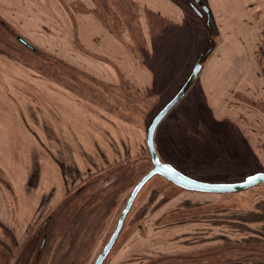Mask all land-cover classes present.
<instances>
[{
    "label": "rangeland",
    "instance_id": "rangeland-1",
    "mask_svg": "<svg viewBox=\"0 0 264 264\" xmlns=\"http://www.w3.org/2000/svg\"><path fill=\"white\" fill-rule=\"evenodd\" d=\"M172 1L185 14L180 26L151 11L142 19V0H89L113 38L123 44L115 60L110 54H91L94 68L106 69L112 76L92 75L74 64L76 61L56 59L32 44L15 20L1 17L0 55L10 57L11 70L31 71L71 90L122 124L146 132L154 116L186 81L198 56L211 46L207 15L195 1ZM74 5L76 13H81L82 6ZM33 26L48 35L59 32L50 22ZM21 38L37 51L28 49ZM212 38L218 41L214 31ZM261 57L259 69L264 78V52ZM208 58L203 68L227 69L218 61L213 65ZM140 68L146 69L147 82L140 76ZM128 74L139 76L138 85L129 81ZM218 79L221 85L229 82L224 73ZM197 80L157 128L160 157L184 174L208 182H235L243 173L264 171V102L257 97L260 83L251 88L244 81L222 90V96L216 92L219 104L231 109L226 115L229 119L217 121L205 105ZM236 90L239 94H234ZM151 168L146 149L85 180L41 221L25 225L0 222V264H93L134 186ZM242 192H190L161 176L153 177L138 193L103 264H220L234 258L264 264V237H258L261 223L255 221L264 216V184ZM241 242L251 245L250 249L233 248L232 244Z\"/></svg>",
    "mask_w": 264,
    "mask_h": 264
},
{
    "label": "crops",
    "instance_id": "crops-1",
    "mask_svg": "<svg viewBox=\"0 0 264 264\" xmlns=\"http://www.w3.org/2000/svg\"><path fill=\"white\" fill-rule=\"evenodd\" d=\"M76 2L82 6L81 13L74 10ZM204 4L218 38L208 59L213 65L216 61L227 65V69L218 72V67H202L198 90L212 117L222 121L229 119L231 109L219 104L218 95L237 83L246 81L251 88L260 83L257 97L264 102V78L259 69L264 52V0H205ZM175 5L172 0H142L140 15L147 19L148 11L156 12L180 26L185 14ZM97 10L89 0H0V17L21 25L32 44L56 59L76 61L74 64L85 67L92 75L112 76L106 69L94 68L91 54H110L114 59L123 44L113 38ZM46 22L59 34L35 30L33 24ZM106 45L114 48L110 50ZM145 70L140 68L139 74L147 82ZM206 73L211 78L207 79ZM223 73L229 78L225 85L218 79ZM128 77L135 85L141 81L137 74ZM146 135L147 130L122 124L71 90L26 69L11 70L10 57L0 55V219L4 220L0 222L25 225L41 221L91 176L143 154L147 149ZM255 221L261 223L258 237L263 238L264 216ZM232 245L243 251L251 246L242 242ZM220 264L255 263L234 258Z\"/></svg>",
    "mask_w": 264,
    "mask_h": 264
},
{
    "label": "water",
    "instance_id": "water-1",
    "mask_svg": "<svg viewBox=\"0 0 264 264\" xmlns=\"http://www.w3.org/2000/svg\"><path fill=\"white\" fill-rule=\"evenodd\" d=\"M196 5L207 15V26L209 29V41L211 46L198 58L195 60L193 69L179 88L177 93L158 111V113L152 119L150 125L147 128V149L152 162V168L137 182L134 186L127 202L122 209L119 216L115 229L113 230L108 241L96 257L93 264H103L108 254L111 252L113 246L115 245L117 239L119 238L128 213L143 186L153 177L161 176L165 180L169 181L173 185L190 192H201V193H213V194H231L249 190L256 186L264 184V171H258L246 176L244 179L235 182H208L195 179L190 177L183 172L179 171L172 164L163 162L157 152L155 144L156 131L163 119L181 102V100L186 96L191 87L194 85L195 81L200 75L203 64L207 58L211 55L215 48V41L212 38V16L208 7L201 0H194ZM195 10L199 12L198 8ZM20 41L28 46V43L21 38ZM45 239L42 242L41 249L43 248Z\"/></svg>",
    "mask_w": 264,
    "mask_h": 264
},
{
    "label": "trees",
    "instance_id": "trees-1",
    "mask_svg": "<svg viewBox=\"0 0 264 264\" xmlns=\"http://www.w3.org/2000/svg\"><path fill=\"white\" fill-rule=\"evenodd\" d=\"M28 49H30V50H32V51H34V52H36L37 51V49H35V48H33V46L31 45V44H28ZM156 137V136H155ZM156 143V142H155ZM200 147L202 148V146L200 145ZM160 156V155H159ZM161 158V160L163 161V159H162V157H160ZM163 162H167V163H170V164H172L175 168H177L178 170H180L181 171V169L179 168V167H177L174 163H172V162H168V161H163ZM126 164V163H125ZM125 164L123 163V164H121L122 166H125ZM120 166V165H119ZM181 172H183V171H181ZM186 175H188L187 173H185ZM251 174V173H250ZM249 174V175H250ZM189 176V175H188ZM246 176H248V175H246V174H244L243 173V175L241 176V177H243V179L246 177ZM191 177V176H190ZM241 177L240 176H238L237 178H234L233 180L235 181V180H238V181H240V179H241ZM194 178V177H193ZM199 180H201V179H199ZM210 182H226V181H210ZM68 200V199H67ZM67 200H65V201H67Z\"/></svg>",
    "mask_w": 264,
    "mask_h": 264
}]
</instances>
